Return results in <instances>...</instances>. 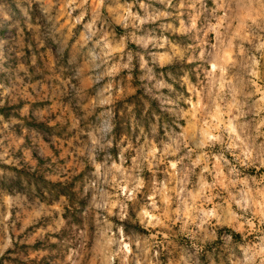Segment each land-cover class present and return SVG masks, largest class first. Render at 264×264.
Returning a JSON list of instances; mask_svg holds the SVG:
<instances>
[{
	"label": "rangeland",
	"instance_id": "1",
	"mask_svg": "<svg viewBox=\"0 0 264 264\" xmlns=\"http://www.w3.org/2000/svg\"><path fill=\"white\" fill-rule=\"evenodd\" d=\"M150 253L264 264V0H0V264Z\"/></svg>",
	"mask_w": 264,
	"mask_h": 264
},
{
	"label": "crops",
	"instance_id": "2",
	"mask_svg": "<svg viewBox=\"0 0 264 264\" xmlns=\"http://www.w3.org/2000/svg\"><path fill=\"white\" fill-rule=\"evenodd\" d=\"M77 255L78 254H75L74 256L71 257L72 260H71V263L70 264H75V263L78 262V261L75 260L76 257H77ZM122 255H126V252H123ZM87 258L92 261V264H102L99 261H95V256H91V254ZM118 264H126V263H120L119 262ZM136 264H139V263H136ZM140 264H157V263L155 261H153V254L150 253V256L149 257L145 256L144 261H142Z\"/></svg>",
	"mask_w": 264,
	"mask_h": 264
}]
</instances>
